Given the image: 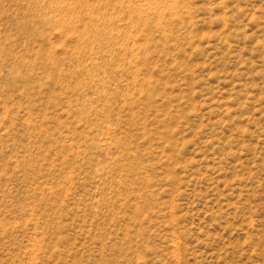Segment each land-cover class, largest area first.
I'll list each match as a JSON object with an SVG mask.
<instances>
[{
  "label": "rangeland",
  "instance_id": "rangeland-1",
  "mask_svg": "<svg viewBox=\"0 0 264 264\" xmlns=\"http://www.w3.org/2000/svg\"><path fill=\"white\" fill-rule=\"evenodd\" d=\"M0 264H264V0H0Z\"/></svg>",
  "mask_w": 264,
  "mask_h": 264
}]
</instances>
